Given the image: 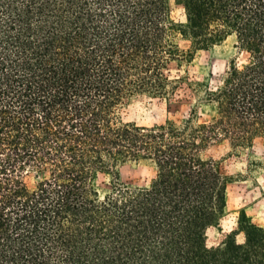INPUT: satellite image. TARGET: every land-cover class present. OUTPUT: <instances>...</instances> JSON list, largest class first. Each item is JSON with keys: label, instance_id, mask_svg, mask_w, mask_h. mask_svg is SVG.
<instances>
[{"label": "trees", "instance_id": "1", "mask_svg": "<svg viewBox=\"0 0 264 264\" xmlns=\"http://www.w3.org/2000/svg\"><path fill=\"white\" fill-rule=\"evenodd\" d=\"M170 1L0 0V264H264L244 211L218 246L205 236L232 180L211 148L264 139V0H173L183 23ZM228 40L216 85L170 73ZM183 85L185 119L122 120L132 98ZM139 163L150 183L123 184Z\"/></svg>", "mask_w": 264, "mask_h": 264}, {"label": "rangeland", "instance_id": "2", "mask_svg": "<svg viewBox=\"0 0 264 264\" xmlns=\"http://www.w3.org/2000/svg\"><path fill=\"white\" fill-rule=\"evenodd\" d=\"M171 16L175 22L183 23V8L173 0L170 1ZM183 51L191 50L188 41L179 39ZM232 40H228L210 51H198L193 60L178 70L171 65L172 75L188 73L190 81H204L211 77V84L216 85L220 76L225 74L229 60L234 56ZM192 95L188 87L183 85L170 100L137 96L132 98L122 110V120L139 126L150 127L162 124L167 120L179 122L189 112ZM210 155L220 161L223 172L232 180L227 187V206L224 215L215 227L205 231L208 247L218 246L225 235L237 228V219L244 211L251 220L264 228V168L251 167L252 161H264V139H257L252 148L232 152L226 143L215 145ZM154 177V169L147 163L126 164L120 168L121 182L128 186L145 187ZM100 188H109V177L101 175L98 179ZM242 242L241 234L236 236Z\"/></svg>", "mask_w": 264, "mask_h": 264}]
</instances>
